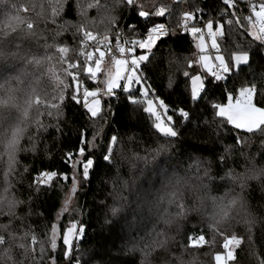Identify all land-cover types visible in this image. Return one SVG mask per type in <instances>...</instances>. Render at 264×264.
Instances as JSON below:
<instances>
[{
	"label": "trees",
	"instance_id": "16d2710c",
	"mask_svg": "<svg viewBox=\"0 0 264 264\" xmlns=\"http://www.w3.org/2000/svg\"><path fill=\"white\" fill-rule=\"evenodd\" d=\"M237 1L234 9L223 0H0V197L8 187L11 197L0 204V264H216L229 237L239 239L228 264H264V124L245 131L218 113L248 88L264 109V46L250 35L247 6ZM166 7L168 15L153 16ZM187 15L197 16V34L208 23L222 25L220 51L247 53L249 61L226 79L204 74L191 30L178 28ZM155 25L168 33L140 73L147 98L166 105L158 110L164 122L173 116L174 138L156 131L144 96L123 88L105 95L97 118L82 100L85 88L100 86L86 80L88 49L105 35L112 55L114 44L125 50L123 37L138 49L134 41ZM197 74L205 87L193 100ZM85 130L95 161L89 179L77 170L78 157L65 162ZM70 187L76 199L66 214ZM71 220L85 233L66 257L61 241ZM201 233V246L189 247V236Z\"/></svg>",
	"mask_w": 264,
	"mask_h": 264
},
{
	"label": "rangeland",
	"instance_id": "374dc122",
	"mask_svg": "<svg viewBox=\"0 0 264 264\" xmlns=\"http://www.w3.org/2000/svg\"><path fill=\"white\" fill-rule=\"evenodd\" d=\"M175 1L179 2L182 0H175ZM252 1L254 2V0ZM187 2H189V0H184L183 4ZM260 4L261 3H259V5ZM170 10L171 9L168 7L159 8L158 12L152 15L156 16L157 18H161L164 15H168V13L171 12ZM142 14L145 17L148 16V14L145 13ZM185 18L187 20H192V15H187L185 16ZM210 24L211 23L207 24V27H205V31L201 32L202 34H197V30L192 29L191 35L195 42L197 61L199 67L201 68V71L208 76H214V77L219 76L222 78L223 76H225V74H227L225 71H223L225 65L227 66L228 69L231 70L236 69L235 65L240 66L241 64L247 63L249 61V56L247 53L241 52V53H235L231 57H227L223 52L220 51V45L218 39L219 36L222 34L220 25L217 28L214 27V31H213V29L209 27ZM249 33L254 39H256L257 34L255 27L253 25L249 29ZM105 36L104 39L98 40L95 43V45L93 44L91 46V49H88L89 61L85 66L86 73L92 75L91 77L87 76L86 80L87 81L91 80L94 83H100V86L93 89L85 88V91L83 92V98L81 96L83 103L85 100L88 101L85 107L89 109L88 112L91 113L90 115L95 118H97L100 114L103 113L102 104H103V97L105 95H113L116 91L122 88L127 91L129 87H133V88L135 87L133 81L142 80L140 68L142 63L145 62L144 56L141 53L137 54V57H139V76H137V72L133 70L134 67H136L137 65V60L131 55L132 49H129V56H128L124 49H123L124 51L122 50L120 52V50L114 44L113 47L111 48H113V50L115 51L117 50L118 53H116L117 52L116 51L114 55H112V51L109 47L110 45H112L111 39L109 38V36L108 37ZM135 43L137 44L138 47L141 46V41L135 40L134 44ZM152 49L153 48L149 46V51H151ZM62 50L65 51L64 49ZM147 59H148V54H147ZM76 83L77 81L75 82V85ZM203 83H204V77L201 74H197L192 77L190 81V89L192 95H194V93H196L197 90L200 89L201 86H203ZM78 85L80 91L79 82ZM200 93L201 91H199V95ZM253 97H254V93L252 89L248 88L242 90L237 95V97H230L225 105L220 106L218 108V113L219 115L227 118V120L232 125H238V127L235 126L238 129L245 131H254L256 129H259L264 124V112L261 111V109L263 108H259L253 103ZM144 99L146 100V110L149 113L155 116L158 113L160 116H162L163 113L162 111L165 112L162 102L155 101L153 98H147V95H144ZM160 109H162V111L158 112V110ZM161 120H162L160 121L161 123H166L163 120V116ZM95 125L97 126V124ZM103 129L104 127H102V129H99V131L102 132ZM168 131H170V129ZM21 132H22V127H20L18 130L15 131L14 142L10 141L8 145L5 146L4 148L5 155H7L9 151L13 150V146L17 142H19L20 140L19 136ZM13 160H15V156L13 157ZM7 161H9V159ZM7 163L4 164V167L2 166V170L4 171V173L8 172V170L10 169V166ZM78 184L80 185V183ZM72 188L73 187H70L69 191L67 192L66 198L64 200V206L62 208V211H66V214L71 211L72 206L75 203V199H76L73 193L74 191H72ZM8 189L9 187L6 188V194L3 193L1 195L0 204H3L4 202L11 200V197L7 196ZM10 203L16 204L14 201H10ZM76 222L78 224L80 223L79 220ZM80 240H76V241H80ZM74 242L75 240L73 241V243ZM234 246L235 244L229 245V249H232V253H234V249H233ZM218 254H221L222 256L220 264H228L229 261L232 259V258L225 259V257L227 256V250L225 249L224 252ZM217 255L215 256V260Z\"/></svg>",
	"mask_w": 264,
	"mask_h": 264
},
{
	"label": "snow or ice",
	"instance_id": "6c2138e0",
	"mask_svg": "<svg viewBox=\"0 0 264 264\" xmlns=\"http://www.w3.org/2000/svg\"><path fill=\"white\" fill-rule=\"evenodd\" d=\"M223 2L230 8H234V4H235V0H223ZM129 3H131V0H129ZM138 14V13H137ZM141 15V18H146L143 16V14H138ZM253 16L256 18V23L259 24V28L261 30H264V3H261L259 5V10L257 11L256 8L254 7L253 10ZM135 18V17H133ZM197 16L196 15H192V20L193 22H195ZM202 19V17H200ZM238 19V18H237ZM209 27H211L214 31V26L212 25V23L209 25ZM223 26L220 25V29L222 30ZM154 29H149V33H151ZM183 35H189L190 33L188 32H184L182 33ZM261 34H264V31L261 32ZM164 36L161 35H157L155 37H152L150 35H146V37L141 41V46L137 49V48H133L131 51V55L136 58L137 60V65L136 67H134V71L137 72V76H139V57H137V51L139 50L140 53L144 56L145 58V62L147 59V54L149 52V46H151L152 48H155L159 42L161 41V39ZM235 68H239V65H235ZM223 71H225L228 75L231 74V69H228L227 66L225 65ZM224 79L227 78V76L223 77ZM215 79L219 80L221 79V77L216 76ZM135 87H129L127 89V91L129 92L130 96L132 93H136L140 96H144V95H149L151 96V92L149 91V87L147 86L146 82L144 80H138V81H133ZM76 99L74 100L75 102L79 103V85L78 82L76 83ZM205 86H201L200 89L197 90L196 93H194L192 99L193 100H198L200 99V95H199V91H202V88ZM162 102V101H160ZM88 101L85 100L84 104L87 105ZM164 109H166V105L164 107ZM86 111H88L89 109L86 107L85 109ZM179 115L183 118V119H187V114L185 113L184 110H177ZM262 112H264V109H261ZM91 114V113H90ZM156 120H157V125L156 127V131L160 134H162L163 136H168L170 135L172 138H174L177 133L175 131V128L172 126V124H174V118L171 114H167V122L166 123H161V116L157 113L156 114ZM237 126L238 125H234ZM170 129V131H168ZM87 137V133L86 130L84 132H82L81 135V143L78 146L77 150L73 153H69L66 159V163H68L69 165H71V160L73 157H78V164H77V170L80 172H83L84 174V178L85 179H89L91 176V170L94 168L95 166V161L92 157H90L88 155V149L86 148V140ZM115 137H110L109 138V144L114 146V141H115ZM105 160L106 162H110L111 160V152H109L108 150L105 151ZM47 173H43V175H46ZM58 176H60L61 179L64 180H70V177H68V174H59L57 173ZM41 186H44L43 184ZM75 192V189L73 190ZM63 233H64V237L62 239V243L65 246V256H71V252L73 250V241L74 240H80L83 238V235L85 233V227L82 224H78L75 220H71L68 222V227L63 229ZM239 238H233V237H229L227 240L224 241L222 247L227 250V256L225 257V259L227 258H233V253H232V249H229V245H233L234 241L237 240ZM199 240H206V237L204 236L203 233L199 234L198 236H189L188 239V246L195 248V247H200L201 245L198 244ZM222 259L221 254H218L216 257V264H220V261Z\"/></svg>",
	"mask_w": 264,
	"mask_h": 264
},
{
	"label": "built area",
	"instance_id": "2783aa9c",
	"mask_svg": "<svg viewBox=\"0 0 264 264\" xmlns=\"http://www.w3.org/2000/svg\"><path fill=\"white\" fill-rule=\"evenodd\" d=\"M136 1H138V0H136ZM241 1L243 2V4H245L247 6V9H248V11H247V17L250 19L251 24L255 27L256 34H257L256 39L260 43H262L263 46H264V34H261V32L264 31V30H261L259 28V24L256 23V19L253 16L254 7L258 11L259 10V5H252L251 4V1L252 0H241ZM238 6H239L238 1L235 0L234 9H236ZM193 23H194L193 20H189V22L187 24L179 25L178 28L181 29V30H185V31L192 30L191 25ZM150 29H154V30L151 33H149V31H148V34L147 35H150L152 37H155L157 35L165 36L168 33V31L164 27V25H155V26L151 27ZM202 31L203 32L205 31V27H202L201 32ZM123 45H124V48H125V51H126L127 55L129 56L128 39L125 38V37H123ZM217 72H218V69H217ZM238 102H239V100H238ZM43 179L45 180L47 178L44 177ZM198 235L199 234H195V236H198ZM202 241H204V240H199L198 243H200Z\"/></svg>",
	"mask_w": 264,
	"mask_h": 264
},
{
	"label": "bare ground",
	"instance_id": "6f19581e",
	"mask_svg": "<svg viewBox=\"0 0 264 264\" xmlns=\"http://www.w3.org/2000/svg\"><path fill=\"white\" fill-rule=\"evenodd\" d=\"M185 24V23H184ZM167 29V28H166ZM168 31V30H167Z\"/></svg>",
	"mask_w": 264,
	"mask_h": 264
}]
</instances>
